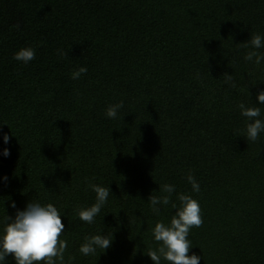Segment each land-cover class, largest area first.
Listing matches in <instances>:
<instances>
[{
    "label": "trees",
    "instance_id": "1",
    "mask_svg": "<svg viewBox=\"0 0 264 264\" xmlns=\"http://www.w3.org/2000/svg\"><path fill=\"white\" fill-rule=\"evenodd\" d=\"M256 33L264 34V0H0V152L11 153L0 155V178L8 177L0 221L14 217L12 202L20 210L52 203L64 215L66 261L153 264L151 229L175 210L157 216L147 202L167 183L173 203L183 193L200 204L189 255L264 264V134L255 143L238 136L237 108L264 90V65L243 60ZM27 47L36 58L15 61ZM81 66L87 74L72 80ZM121 101L119 118H106ZM88 183L113 194L93 225L73 211L95 202ZM94 234L112 246L82 256L83 238Z\"/></svg>",
    "mask_w": 264,
    "mask_h": 264
},
{
    "label": "clouds",
    "instance_id": "2",
    "mask_svg": "<svg viewBox=\"0 0 264 264\" xmlns=\"http://www.w3.org/2000/svg\"><path fill=\"white\" fill-rule=\"evenodd\" d=\"M249 51L243 56L246 63L256 67L264 65V34L256 33L243 43ZM63 55V53H61ZM36 58V49L33 47L21 48L14 55L15 61L25 65ZM86 67H79L70 73L72 80H79L87 74ZM224 83L235 88L234 76L225 73ZM264 105V90L256 94V104L247 105L243 102L237 105L240 115L244 118L245 127L238 134L246 138L249 143H255L264 134V113L261 107ZM124 107L123 102L109 105L105 110L108 119H118L120 110ZM6 125V124H5ZM4 145L10 143L8 134L2 135ZM10 149L3 148L0 155L4 158L10 156ZM8 177L0 178V182L7 183ZM187 183L191 185L193 193L200 192V184L194 175L189 172L186 176ZM87 188L95 193V202L91 206H81L74 209L75 215L87 225L96 223V217L108 202L109 187L95 183H88ZM159 191L164 195H151L148 200L149 207L154 215L159 216L161 208L171 204L175 213L170 222L157 221L151 229L154 242L158 245L155 249H149L147 257L153 264H200L202 257L195 252L189 255L193 248L189 239L191 229L199 228L203 224L199 201L190 194H178L179 204L172 202V196L176 192L175 185L163 184ZM113 195V194H112ZM11 207L16 209L14 217L6 215L0 221V264H10L8 257L11 255L15 264H71L74 257L69 256L67 261L65 253L68 242L61 236L65 232L60 211L52 203L29 202L23 210L17 209L15 202ZM113 243V238L104 234L86 235L79 246L82 256H95L97 252L105 253Z\"/></svg>",
    "mask_w": 264,
    "mask_h": 264
}]
</instances>
